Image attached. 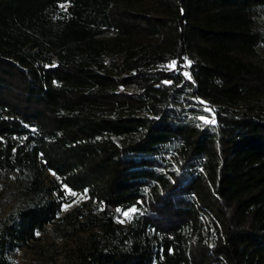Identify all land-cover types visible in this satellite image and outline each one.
Returning <instances> with one entry per match:
<instances>
[{"label":"trees","instance_id":"1","mask_svg":"<svg viewBox=\"0 0 264 264\" xmlns=\"http://www.w3.org/2000/svg\"><path fill=\"white\" fill-rule=\"evenodd\" d=\"M0 176V264H264V0H0Z\"/></svg>","mask_w":264,"mask_h":264},{"label":"rangeland","instance_id":"2","mask_svg":"<svg viewBox=\"0 0 264 264\" xmlns=\"http://www.w3.org/2000/svg\"><path fill=\"white\" fill-rule=\"evenodd\" d=\"M211 113V110L206 108ZM21 190L16 181L5 176H0V220L5 217L18 202ZM86 202L83 195H75L72 203L63 207L62 215H68L81 207ZM125 216L123 213L122 220L130 219L132 212ZM65 232L53 227L44 234H40L38 239L30 246L19 250L14 256L13 264H66L70 249L74 246V240L62 236Z\"/></svg>","mask_w":264,"mask_h":264},{"label":"snow or ice","instance_id":"3","mask_svg":"<svg viewBox=\"0 0 264 264\" xmlns=\"http://www.w3.org/2000/svg\"><path fill=\"white\" fill-rule=\"evenodd\" d=\"M171 67H175V65L173 64V65H171ZM190 78V77H189ZM201 119H203V118H201ZM215 121H208V120H205V123H214ZM72 195H75V193H72ZM133 212H135L136 210L135 209H133L132 210ZM124 215L127 217V216H129V214L128 213H124Z\"/></svg>","mask_w":264,"mask_h":264}]
</instances>
